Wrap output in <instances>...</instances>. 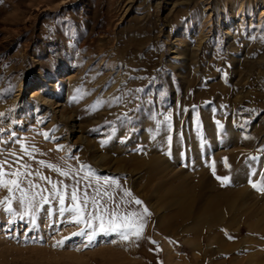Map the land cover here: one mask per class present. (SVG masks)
<instances>
[{"label": "rangeland", "instance_id": "374dc122", "mask_svg": "<svg viewBox=\"0 0 264 264\" xmlns=\"http://www.w3.org/2000/svg\"><path fill=\"white\" fill-rule=\"evenodd\" d=\"M4 160L69 193L116 178L151 216L88 244L58 199L35 224L0 210V264H264V0H0Z\"/></svg>", "mask_w": 264, "mask_h": 264}, {"label": "snow or ice", "instance_id": "6c2138e0", "mask_svg": "<svg viewBox=\"0 0 264 264\" xmlns=\"http://www.w3.org/2000/svg\"><path fill=\"white\" fill-rule=\"evenodd\" d=\"M99 103V102H98ZM47 138V134H45ZM62 147V146H61ZM23 151L28 153L27 148ZM20 157H17L15 163L20 162ZM252 159H257L253 157ZM42 166L57 172L60 176L74 178L76 169L69 168L64 170L57 165L46 163L44 161L39 162ZM11 167L7 160L0 161V187L6 188L9 192V196L4 200H0V210H2L9 217L8 223H14L17 218L24 220L26 217L35 224V220L39 211L43 209V205L50 204L51 199H58L59 201V213L64 215L65 213H71L72 217L70 223L84 224L85 228H82L79 232L73 233V235L86 236L88 244H91L97 234H111L116 233L120 238L129 242L139 240L143 238V232L146 227V218L151 216L148 208L143 205V202L133 196L130 189L123 187L119 180L111 177L103 178V191L101 187L94 189L96 195L90 196L88 188L91 185L86 184L81 190L79 187H72L69 193V185L63 184L62 181L53 182L51 178L43 176L39 172L27 171L30 168L27 164H20L19 168L15 171L8 172L5 170V166ZM86 166L82 165L79 171H83ZM24 169L25 171H21ZM35 175L41 180H46L52 185L51 192L48 195H44V192H48V189H41L40 185L29 181V188L26 190L22 187L21 177H27ZM91 169L89 168L86 178L93 176ZM255 175V173H253ZM222 183H228V178H220ZM99 184L100 182L97 181ZM253 188L258 191H264V181L259 184L250 181ZM79 185V181H77ZM111 187L113 192H109L107 189ZM119 190V200L114 196V192ZM18 192L17 197L15 193ZM97 197H106L109 202L114 204V207L109 210L108 206L102 199ZM39 198V199H37ZM71 203L65 206V200L69 199ZM18 205V207H14ZM139 205L140 208H130L129 205ZM91 205V210H89ZM22 209V211H21ZM51 214V210H49ZM65 239H68L67 237ZM64 240L57 241L55 246L62 247Z\"/></svg>", "mask_w": 264, "mask_h": 264}, {"label": "bare ground", "instance_id": "6f19581e", "mask_svg": "<svg viewBox=\"0 0 264 264\" xmlns=\"http://www.w3.org/2000/svg\"><path fill=\"white\" fill-rule=\"evenodd\" d=\"M39 94V92H38V89H35L34 90V94L32 95V97H36L37 95ZM220 200L221 199H219V198H215V199H212L211 201H210V203H209V205L207 206V208L210 206H213V207H215V206H217L219 203L218 202H220ZM205 213V212H204ZM219 213V212H218ZM218 215V214H217ZM218 218V217H217ZM199 223V222H198Z\"/></svg>", "mask_w": 264, "mask_h": 264}]
</instances>
